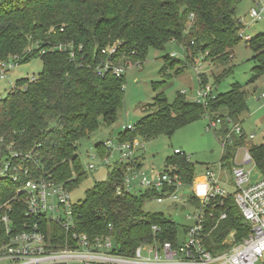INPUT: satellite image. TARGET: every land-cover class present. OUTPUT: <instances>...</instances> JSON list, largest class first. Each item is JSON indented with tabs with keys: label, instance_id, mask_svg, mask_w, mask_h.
Returning a JSON list of instances; mask_svg holds the SVG:
<instances>
[{
	"label": "trees",
	"instance_id": "obj_1",
	"mask_svg": "<svg viewBox=\"0 0 264 264\" xmlns=\"http://www.w3.org/2000/svg\"><path fill=\"white\" fill-rule=\"evenodd\" d=\"M238 1L0 0V61H8L15 55L18 63L36 56L43 60L39 74L20 79L0 99V136H5L8 142L14 140L23 151H37L40 167L70 191L86 173L77 150L78 141L100 124L114 123L123 106L124 76L96 74L97 64L106 57L101 49L120 42L111 58L114 64L126 68L130 63L142 64L149 49L163 50L167 42L176 41L184 49L185 61L163 56L168 67H177L176 75L187 64L196 65V59L201 57L227 63L232 49L242 40L240 31L245 29L235 16ZM45 42L71 43L73 59L60 51L24 54L28 45L43 46ZM245 42L254 52L253 78L256 79L264 75V33ZM198 77L199 84H206L201 73ZM220 109H225V114H220ZM143 110L145 114L135 129L124 130L117 136L118 140L132 141L139 137L147 141L160 134L170 135L205 114L210 119L227 116L237 122L239 119L235 118L246 110V99L237 83L226 93L211 96L206 105L187 101L181 95L169 103L160 91ZM221 128L224 134L227 125L224 123ZM243 142L244 136L234 138L221 159L228 160L232 155L231 145ZM248 149L256 168L264 174V143ZM95 150L99 157L107 154L103 142L96 144ZM174 154L176 157L167 164L175 166L185 183H192L194 165L186 155ZM124 169V166L108 168L107 179L86 191L85 199L76 203L74 209L79 231L90 237L112 235L122 251L130 252L139 243L151 240L152 226L160 228L161 238H167L168 230L176 226L161 215L150 217L143 212V199L152 197L151 192L115 194ZM12 189L11 183L0 180V202L9 194L12 198ZM12 207L16 223L27 220L22 203L16 200ZM223 210L228 217L219 225L216 238L231 229L237 230V236L246 231L231 198ZM4 240L0 225V242Z\"/></svg>",
	"mask_w": 264,
	"mask_h": 264
},
{
	"label": "built area",
	"instance_id": "obj_2",
	"mask_svg": "<svg viewBox=\"0 0 264 264\" xmlns=\"http://www.w3.org/2000/svg\"><path fill=\"white\" fill-rule=\"evenodd\" d=\"M250 2L248 15L252 23H264V0ZM240 36L244 40L250 38L243 30ZM119 45L117 41L101 49V54L106 57L96 66L98 76L108 73L123 76L125 68L114 64L111 58ZM34 51L39 55L52 51L67 52L71 59L74 57L71 43L51 45L45 42L43 46L34 43L26 47L24 54ZM18 62L16 55L8 61H0V78H4ZM211 96L212 87L199 84L196 101L206 105ZM260 96L264 97V88ZM208 118V128L213 132L224 123L227 125L221 137L223 151L227 145L233 144L234 138L246 135L240 121L234 122L227 116ZM134 129L135 125L124 126V130ZM253 136L249 134L248 138ZM138 145L136 138L132 141L117 139L115 143L111 139L103 141L107 154L101 157L102 162L109 168L125 167L122 181L115 186V194L151 192L157 202L167 200L176 204L184 200L191 203L193 210L187 217L189 223L184 226L182 242L176 239L175 227L168 230L169 237L161 238L160 228L154 225L151 240L124 252L120 244L114 243L112 235L90 237L79 231L74 209L76 203L71 201L69 189L40 167L37 151H23L17 148L14 140L8 142L2 135L0 180L12 184L13 195L11 202L1 206L0 225L5 240L0 242V264H264V174L259 172L258 177L251 180V170L245 165L255 164L248 148L244 149L240 160L236 151L228 160L220 159L216 167L207 168L203 182L195 189L191 183L182 180L175 167L148 173L142 171L139 156L134 154ZM174 153L185 155L179 149H174ZM186 158L190 160L189 155ZM86 168L94 169L95 165L89 163ZM228 182L233 186L232 191L226 187ZM185 186L191 190L183 199L180 190ZM229 198L246 231L237 236V230L231 229L216 238L219 225L228 217L223 207ZM16 200L24 205L27 220L23 223H16L12 217V205Z\"/></svg>",
	"mask_w": 264,
	"mask_h": 264
},
{
	"label": "rangeland",
	"instance_id": "obj_3",
	"mask_svg": "<svg viewBox=\"0 0 264 264\" xmlns=\"http://www.w3.org/2000/svg\"><path fill=\"white\" fill-rule=\"evenodd\" d=\"M250 7V0H239L236 4L235 16L245 25L244 33L255 37L264 32V23H252L248 15ZM163 56H172L180 61H185L183 47L176 41H169L164 45L163 50L149 49L142 64L130 63L123 73V106L118 113L117 120L108 126L100 124L88 136L78 141L77 150L86 173L77 186L70 190L72 202L83 201L86 191L108 177L109 166L102 162L101 157H92V155H96V144L107 139H111L115 143L117 136L124 132L125 125L134 126L143 117L144 106L153 102L157 92H163L169 103H173L178 95L187 101H195L199 87V73L206 79V84L212 87L213 95L226 93L235 83L239 84L245 93L246 110L238 114L239 117L235 119H239L246 135L243 144L231 145L232 152L238 151V160L241 159L244 149L254 144L264 143V97L260 96L264 88V75L256 79L253 78L256 61L249 43L242 39L232 49V56L227 63L210 62L201 57L196 59V65L194 63L187 64L183 71L177 75L175 74L177 67L174 65L172 68L168 67ZM42 67L41 56L32 57L25 62L16 64L4 78H0V99H4L12 87L18 85L20 79L39 74ZM154 84L159 87L155 89ZM225 112V109H220L219 113L223 115ZM209 122L210 120L205 114L199 119L179 127L170 135L160 134L147 141L136 137L139 145L135 147L134 154L139 156L142 171L147 173L150 170L162 171L168 165L167 161H172L176 157L174 149H179L185 155H189V159L196 169V176L203 174L206 168H214L215 164L220 161L223 152L221 144L223 128L219 127L216 132H213L208 128ZM249 134H254L252 139L248 138ZM89 163H93L95 168L87 170L86 167ZM168 167L171 166L168 165ZM173 167L175 166L173 165ZM245 168L251 170V180L258 177L259 170L252 163L246 164ZM226 187L229 191L233 190L231 182H228ZM190 190V187L187 186L180 190L183 199L186 198ZM9 196L10 194L8 198L0 202V213L1 206L11 202V196ZM142 210L150 217L161 215L163 218L172 220L176 226L177 241H183L184 226L189 223L187 217L193 210L191 203L188 204L184 200L176 204L167 200L157 202L154 197H150L143 199Z\"/></svg>",
	"mask_w": 264,
	"mask_h": 264
},
{
	"label": "crops",
	"instance_id": "obj_4",
	"mask_svg": "<svg viewBox=\"0 0 264 264\" xmlns=\"http://www.w3.org/2000/svg\"><path fill=\"white\" fill-rule=\"evenodd\" d=\"M217 164H215V167H216ZM211 168V167H210ZM207 169V168H206ZM206 171V170H205ZM195 172H196V169H195ZM204 175H205V172L203 174H200V176H196V173H195V176L192 180V183L191 185L193 186V188H199V185L203 182L204 180Z\"/></svg>",
	"mask_w": 264,
	"mask_h": 264
}]
</instances>
